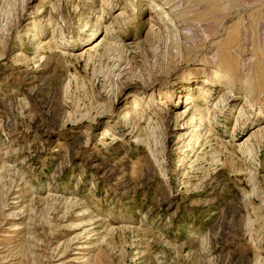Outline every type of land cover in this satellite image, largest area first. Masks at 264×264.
I'll return each instance as SVG.
<instances>
[{
  "label": "rangeland",
  "instance_id": "1",
  "mask_svg": "<svg viewBox=\"0 0 264 264\" xmlns=\"http://www.w3.org/2000/svg\"><path fill=\"white\" fill-rule=\"evenodd\" d=\"M0 264H264V0H0Z\"/></svg>",
  "mask_w": 264,
  "mask_h": 264
},
{
  "label": "bare ground",
  "instance_id": "2",
  "mask_svg": "<svg viewBox=\"0 0 264 264\" xmlns=\"http://www.w3.org/2000/svg\"><path fill=\"white\" fill-rule=\"evenodd\" d=\"M102 42H103V40H102ZM105 45H106V44H105ZM90 48H92V47H89V49H90ZM95 48H96V47H95ZM193 102H194V97H193V96H189L188 99H187V103H188V105L191 104V103H193ZM189 108H190V106H189ZM188 110H189V109L186 107V109L184 110V113L187 112ZM184 118H185V117H184Z\"/></svg>",
  "mask_w": 264,
  "mask_h": 264
}]
</instances>
